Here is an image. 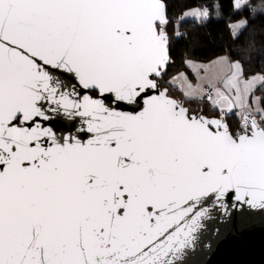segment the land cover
Segmentation results:
<instances>
[{"label":"snow or ice","instance_id":"6c2138e0","mask_svg":"<svg viewBox=\"0 0 264 264\" xmlns=\"http://www.w3.org/2000/svg\"><path fill=\"white\" fill-rule=\"evenodd\" d=\"M222 7L0 0V264H174L213 209H264V0L169 78L183 22Z\"/></svg>","mask_w":264,"mask_h":264},{"label":"water","instance_id":"95a60500","mask_svg":"<svg viewBox=\"0 0 264 264\" xmlns=\"http://www.w3.org/2000/svg\"><path fill=\"white\" fill-rule=\"evenodd\" d=\"M53 126L75 133L79 118L58 116ZM211 217L202 220L195 240L176 254L174 264H264V209L239 203L227 214L213 209Z\"/></svg>","mask_w":264,"mask_h":264},{"label":"trees","instance_id":"16d2710c","mask_svg":"<svg viewBox=\"0 0 264 264\" xmlns=\"http://www.w3.org/2000/svg\"><path fill=\"white\" fill-rule=\"evenodd\" d=\"M210 2L211 0H169L173 16H179L184 11L195 7L200 8L205 5L210 7ZM220 2L223 5L222 18H213L203 23L188 18L183 22L180 31L185 35L173 41L171 54L174 64L169 68V78L179 72H185L189 76L193 75L191 69L183 63L186 58L207 62L222 54L229 46L245 42L248 33L246 32L239 42H234L229 34L227 24L248 16V12L233 14L231 0H220ZM253 2L260 3L261 0H253ZM252 29L255 32V48L258 50L255 54L254 64L256 65L255 70L259 71V63L261 57L264 56V16H259L252 22ZM173 91L176 96L181 95L180 90L175 86H173Z\"/></svg>","mask_w":264,"mask_h":264},{"label":"rangeland","instance_id":"374dc122","mask_svg":"<svg viewBox=\"0 0 264 264\" xmlns=\"http://www.w3.org/2000/svg\"><path fill=\"white\" fill-rule=\"evenodd\" d=\"M256 4H258V3H256ZM195 8H199V7H195ZM195 8H191V9H195ZM191 9H188V10H191ZM188 10H186V11H188ZM200 62H202V61H200Z\"/></svg>","mask_w":264,"mask_h":264},{"label":"crops","instance_id":"0c3cea01","mask_svg":"<svg viewBox=\"0 0 264 264\" xmlns=\"http://www.w3.org/2000/svg\"><path fill=\"white\" fill-rule=\"evenodd\" d=\"M206 63V62H205Z\"/></svg>","mask_w":264,"mask_h":264}]
</instances>
